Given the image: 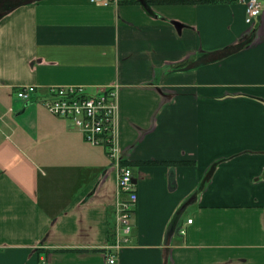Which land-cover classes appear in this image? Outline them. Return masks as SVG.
<instances>
[{"label": "crops", "instance_id": "1", "mask_svg": "<svg viewBox=\"0 0 264 264\" xmlns=\"http://www.w3.org/2000/svg\"><path fill=\"white\" fill-rule=\"evenodd\" d=\"M247 1L0 0V264H110L118 168L41 100L115 83L138 194L116 264H264V9L248 24Z\"/></svg>", "mask_w": 264, "mask_h": 264}, {"label": "built area", "instance_id": "2", "mask_svg": "<svg viewBox=\"0 0 264 264\" xmlns=\"http://www.w3.org/2000/svg\"><path fill=\"white\" fill-rule=\"evenodd\" d=\"M103 4H119L122 0H92ZM264 4L261 0L247 1L248 24L254 25L260 16ZM119 84L101 87L95 93L86 91L83 85H53L49 87V97L41 102L54 115L70 119L74 126L83 133L85 139L93 145H103L108 155L118 168V190L125 195L115 206L116 225L114 252L108 253L107 261L116 264L118 252L131 241V213L138 200L133 170L122 161V154L117 144V119L119 105L117 90ZM36 87L25 85L17 90V95L25 100L33 97ZM188 222H192L189 219ZM185 233V229L181 231Z\"/></svg>", "mask_w": 264, "mask_h": 264}, {"label": "trees", "instance_id": "3", "mask_svg": "<svg viewBox=\"0 0 264 264\" xmlns=\"http://www.w3.org/2000/svg\"><path fill=\"white\" fill-rule=\"evenodd\" d=\"M180 1H184V0H180ZM185 1H188V0H185ZM21 2L22 0H14V2L10 4V6L5 7L4 10L14 8L16 5L20 4Z\"/></svg>", "mask_w": 264, "mask_h": 264}, {"label": "water", "instance_id": "4", "mask_svg": "<svg viewBox=\"0 0 264 264\" xmlns=\"http://www.w3.org/2000/svg\"><path fill=\"white\" fill-rule=\"evenodd\" d=\"M3 14H4V12H3V11H0V17H1ZM176 24L179 25V23H176Z\"/></svg>", "mask_w": 264, "mask_h": 264}]
</instances>
